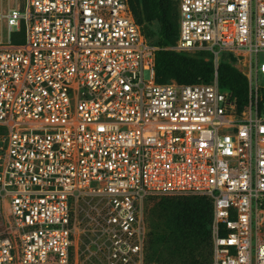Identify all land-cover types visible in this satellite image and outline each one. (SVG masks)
Segmentation results:
<instances>
[{
	"label": "built area",
	"instance_id": "built-area-1",
	"mask_svg": "<svg viewBox=\"0 0 264 264\" xmlns=\"http://www.w3.org/2000/svg\"><path fill=\"white\" fill-rule=\"evenodd\" d=\"M178 5L165 48L212 53L210 82L156 80L130 0L0 10V264H80L86 219L100 264H154L158 196L212 202L207 264H264V0ZM223 56L247 77L243 105L219 83Z\"/></svg>",
	"mask_w": 264,
	"mask_h": 264
},
{
	"label": "trees",
	"instance_id": "trees-1",
	"mask_svg": "<svg viewBox=\"0 0 264 264\" xmlns=\"http://www.w3.org/2000/svg\"><path fill=\"white\" fill-rule=\"evenodd\" d=\"M136 21L149 38L150 25L157 23L155 41L156 80L180 83L210 82L214 77V56L209 52L191 54L165 47L174 45L179 35L178 0H130ZM219 83L229 88L240 104L247 102V77L222 57L218 69ZM264 93V88L262 89ZM162 210H170L172 224L167 231L156 230L154 240H175L176 251L187 254L185 264H207L212 258L210 224L213 216L212 202L204 196H170L160 202ZM165 263H172L166 260Z\"/></svg>",
	"mask_w": 264,
	"mask_h": 264
},
{
	"label": "rangeland",
	"instance_id": "rangeland-1",
	"mask_svg": "<svg viewBox=\"0 0 264 264\" xmlns=\"http://www.w3.org/2000/svg\"><path fill=\"white\" fill-rule=\"evenodd\" d=\"M23 0H0V10L6 11L7 9L17 5L18 2ZM152 35L149 37L155 41L158 25L154 23L150 25ZM262 78H264L262 76ZM264 79H261L263 81ZM170 196H158L150 199L146 203V246L145 251L149 263L154 264H185L188 257L187 254H179L176 251L175 240L168 241H155L156 230L167 231L172 224V217L170 210H162L160 202ZM90 205L86 204L85 208L89 209ZM83 213L79 218H82ZM83 231L80 234L78 261L80 264H100L105 259L106 249L103 247L104 239L101 237L99 231H92L91 226L87 223V219L82 224ZM166 260L172 263H165Z\"/></svg>",
	"mask_w": 264,
	"mask_h": 264
}]
</instances>
